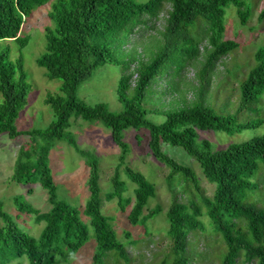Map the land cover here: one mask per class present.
Returning a JSON list of instances; mask_svg holds the SVG:
<instances>
[{"label":"trees","instance_id":"obj_1","mask_svg":"<svg viewBox=\"0 0 264 264\" xmlns=\"http://www.w3.org/2000/svg\"><path fill=\"white\" fill-rule=\"evenodd\" d=\"M53 1L51 18L55 27L47 28L46 51L37 59L50 79H60V94L48 93L45 102L51 106L54 119L44 129L19 130L16 120L28 103L31 86L27 81L22 54L15 60L9 50L0 51V134L12 138L27 135L29 148L21 151L12 179L29 183L38 175L49 191L52 207L42 212L21 196L14 202L19 211L33 215L36 223H44L38 236L28 233L0 203V264L12 258L26 256L28 264H59L68 262L94 236L97 249L92 264H107L110 252L129 261L125 243L117 237L110 217L102 211L99 163L97 154L82 149L69 130L71 117L80 116L86 121L102 122L111 130L114 142L120 147L116 172L112 177L113 189L107 199H118V205L127 213L132 225H143L148 233V222L161 207L147 205L156 195V184L143 172L127 164L130 152L124 131L129 128L149 130V147L152 155L169 169L168 180H184L192 184L187 203L174 194L166 212L169 223L167 235L173 244L174 256L161 264H189L194 261L190 235L205 230L202 216L209 219L211 228L220 233L226 251L220 254L221 264H264V207L251 201L249 194L256 188L252 178L264 164V133L250 139L230 143L216 149L208 139L198 140V129L215 130L228 134L264 124V118L242 122L239 113L245 110L260 111L258 104L264 99V45L254 54L255 65L239 83V102L236 112L218 111L206 103L203 95L206 75L215 63L239 46L233 39H224L225 15L230 6L237 10L243 25L249 19L251 0H0V40L16 41L22 50L29 36L21 33L27 17L36 6ZM168 2L171 6L165 28L152 37L151 55L147 60L136 58V42L125 46L141 29L150 27L148 21L157 18ZM264 18V10L260 19ZM143 25V26H141ZM206 36V43H203ZM203 48V51L201 50ZM152 49V48H148ZM204 57L199 71L200 85L196 97L186 101L181 82L185 70ZM136 65L132 68V64ZM123 64L125 73L118 85V99L123 104L119 112L110 110L105 102L88 104L77 95L79 85L91 78L101 65ZM158 98L151 96L161 85ZM174 92L179 99H171L172 108L161 111L148 108V102H159L167 93ZM163 122L156 123L149 114H163ZM257 113V112H256ZM66 140L83 157L90 167V197L82 209L59 199L57 186L49 165L52 147ZM181 147L200 164L205 180L214 186L212 196L205 195L195 169L178 162L165 150L164 145ZM136 184L134 196H126V182L120 169ZM130 210L128 211V207ZM145 212V210H147ZM82 214L89 217L84 222ZM128 237L131 233L126 231ZM130 242L136 243L137 240Z\"/></svg>","mask_w":264,"mask_h":264},{"label":"rangeland","instance_id":"obj_2","mask_svg":"<svg viewBox=\"0 0 264 264\" xmlns=\"http://www.w3.org/2000/svg\"><path fill=\"white\" fill-rule=\"evenodd\" d=\"M145 1V0H141ZM253 3L252 13L243 25L237 14L235 7L230 6L225 15L226 31L224 39H233L239 42V46L231 53L223 56L217 61L213 68L206 75V85L203 95L206 103L210 104L218 111L236 112L239 102V83L246 78L250 69L255 65L254 54L259 46L264 45V18L260 19V14L264 10V0H251ZM53 1L36 6L27 17L22 27L21 33L29 36L28 44L21 50L18 43L13 40H0V51L9 50L10 58L15 60L21 54L24 68L27 73V81L31 86L28 95V103L21 109L16 120L19 130L44 129L48 127L54 119L51 106L45 102L48 93L60 94L62 81L60 79H50L45 75V68L37 63V59L46 51L47 28L55 27V21L51 18ZM171 6L168 2L164 4L159 16L150 19V27L143 28L135 34L132 41L125 47L131 48L133 41L136 42V58L147 60L151 55V50H155L152 45V37L159 35L166 25L167 16ZM143 26V25H141ZM206 36L204 37V39ZM205 39L203 43H206ZM152 48V49H148ZM203 51V48H201ZM204 57L193 66H189L182 78L181 89L186 101H191L196 97L195 90L200 85L199 71L203 66ZM136 62L132 64V68ZM125 73L123 64L115 65L106 63L99 66L91 78L82 82L77 88L79 98L93 105L98 102H105L110 110L119 112L123 109V104L118 99V85L121 76ZM161 87L167 88L163 82L155 87L156 92L151 96L157 99ZM179 99V95L171 92L161 97L159 102H148V108H158L167 111L173 104L171 99ZM3 96L0 92V102ZM260 111L245 110L239 113L242 122L264 118V99L258 104ZM149 118L156 122H163V114H149ZM69 130L73 133L79 146L84 150H91L97 154L99 163L100 186L102 199V211L110 217L117 237L126 245V252L129 261L119 258L117 254L110 252L105 260L107 264H161L165 260H171L174 256L173 244L167 235L169 223L166 220V212L169 209L174 194L180 201L185 203L190 200L191 192L197 194L192 184L179 179H174L172 183L168 180L169 169L166 164L158 161L151 153L149 147V130L146 128H129L124 131V138L129 143L130 152L127 157V164L144 173V175L156 184V195L150 200L147 207H161L159 212L151 219L148 226V233L143 225H132L127 219V213L123 212L118 199L108 200L107 193L113 189L112 177L116 172V164L120 155V147L114 142L111 130L99 121H86L80 116L73 115L70 119ZM198 140L208 139L212 141L216 149L227 147L230 143L241 142L256 135L264 133V124L243 132L228 134L215 130L198 129ZM31 138L27 135L11 137L8 133L0 134V203L3 210L8 212L28 233L38 236L44 223H36L33 215L18 210L14 202L15 196H21L24 200L32 204L42 212L51 209L49 201V191L46 189L38 175L31 179L29 183H19L12 179L18 163L21 151L29 148ZM164 150L178 162L187 164L195 169L200 177V186L203 193L212 196L214 186L210 184L203 175L202 168L198 161L188 155L181 147L171 144L164 145ZM49 165L52 169L55 184L57 186V196L59 199L67 201L71 205L82 209L90 197L88 179L90 167L86 163V158L75 150L66 140L58 141L49 154ZM259 170L252 178L256 188L249 196L251 201L264 207V164L260 163ZM124 166L119 170L122 179L126 182V196H134L136 184L128 179L124 173ZM147 209V208H146ZM130 206L128 207V211ZM145 210V212H147ZM84 222H89V217L82 214ZM206 229L197 230L189 237L190 246L188 254H192L194 261L189 264H221L220 254L226 251V245L219 232L214 231L208 223L209 219L203 215ZM4 224L0 218V226ZM126 231L131 233L129 238ZM137 240L136 243L130 242ZM97 249L94 236H91L87 243L76 252L68 262L59 264H92L93 256ZM26 256L12 258L8 264H28ZM237 264H247L238 261Z\"/></svg>","mask_w":264,"mask_h":264}]
</instances>
